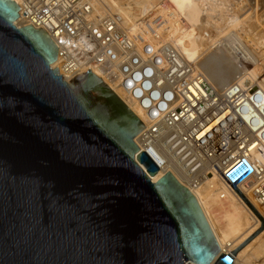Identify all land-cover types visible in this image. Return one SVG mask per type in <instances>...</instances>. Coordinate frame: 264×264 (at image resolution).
Masks as SVG:
<instances>
[{
    "label": "water",
    "instance_id": "95a60500",
    "mask_svg": "<svg viewBox=\"0 0 264 264\" xmlns=\"http://www.w3.org/2000/svg\"><path fill=\"white\" fill-rule=\"evenodd\" d=\"M18 18L0 0V264H209L219 248L194 197L136 163L157 172L134 143L144 126L89 70L63 81L54 42Z\"/></svg>",
    "mask_w": 264,
    "mask_h": 264
},
{
    "label": "bare ground",
    "instance_id": "6f19581e",
    "mask_svg": "<svg viewBox=\"0 0 264 264\" xmlns=\"http://www.w3.org/2000/svg\"><path fill=\"white\" fill-rule=\"evenodd\" d=\"M14 1L19 3V0ZM168 1L138 0L137 13L123 5L125 8H117L121 15L92 0L93 7L97 5L94 10L99 17L117 15L127 32L138 33L145 41L154 34L173 46L193 66L194 72H201L216 88L223 103L221 115L205 120L195 137L190 130L193 124L174 122L160 130L156 145H142L138 137L143 128L134 141L138 149L146 152L157 165V172L150 175L143 165L136 163L151 184L169 172L194 197L219 248L209 264H214L221 254L232 255V264H253L256 257L262 260L257 264H264V204L255 194V188L264 185V0H196L202 14L199 21L192 17L188 18L190 24L183 21L188 26L185 32L179 21L171 18L172 8L178 4L167 5ZM103 2L110 9L117 3L113 0ZM164 6L167 7L166 14L161 12ZM19 24L17 19L14 25ZM211 28L219 40L216 46V39L207 30ZM151 29L153 32H146ZM226 33L237 42L238 53H231L229 47L225 48V41L219 39ZM242 33L252 37L250 45L255 48L248 46L249 43L240 36ZM55 64L56 61L51 66ZM195 88L198 85L195 84ZM191 90L195 95L202 92L201 89ZM113 93L143 125L138 106L123 93ZM241 155L246 156V163L258 173L246 181H235L233 187L225 175L238 163ZM187 263L195 264L190 260L183 262Z\"/></svg>",
    "mask_w": 264,
    "mask_h": 264
},
{
    "label": "built area",
    "instance_id": "2783aa9c",
    "mask_svg": "<svg viewBox=\"0 0 264 264\" xmlns=\"http://www.w3.org/2000/svg\"><path fill=\"white\" fill-rule=\"evenodd\" d=\"M16 4L20 23L16 27L41 28L56 45V64L50 68H57L63 81L89 70L112 92L123 93L138 106L143 115L144 129L138 137L142 145H156L160 130L174 122L193 124L190 130L195 137L207 119L221 115L223 103L216 88L201 72H194L173 46L154 34L145 41L140 34L125 31L117 15L99 17L92 0H19ZM194 88L203 93L195 95ZM250 168L241 182L256 177L257 169ZM255 191L264 204V185Z\"/></svg>",
    "mask_w": 264,
    "mask_h": 264
},
{
    "label": "rangeland",
    "instance_id": "374dc122",
    "mask_svg": "<svg viewBox=\"0 0 264 264\" xmlns=\"http://www.w3.org/2000/svg\"><path fill=\"white\" fill-rule=\"evenodd\" d=\"M96 1H98L100 4H101V6H103L104 7V9H106V10H108V11H110V12H113V13H116V14H121L120 12H118V11H120V9L118 10L117 8H125V6H123V5H127L126 6V8H127V10H129V11H133L134 13H137L136 11H138L139 9L136 7L137 5V1L136 0H113L114 2L116 1L118 4H120L121 2V4L120 5H118L117 3H115V5H113L112 4V7H111V9L110 8H108V6H106L105 5V3L103 2L104 0H102V2L104 3H102L101 2V0H96ZM156 1V0H155ZM165 1V0H164ZM188 1V0H187ZM186 0L184 1V0H169L168 1V3H167V5L169 4H174V3H177L178 4V7H173L172 8V11H171V13L170 14H172V17L171 18H175V19H177L178 21H179V24H180V27H181V29L185 32V31H187V28H188V26H187V24H185V23H188V24H190V23H192L191 21H190V19H188V18H191V19H193L194 18V20L195 21H199V18H200V16H201V9L199 8V6H196V5H199L197 2H196V0H189L188 2H187ZM125 3V4H124ZM127 3V4H126ZM129 3V4H128ZM117 4V5H116ZM135 4V5H134ZM181 4V5H180ZM191 4V5H190ZM194 4V5H193ZM184 5V6H183ZM188 5H190V6H188ZM113 6H118V7H113ZM122 6V7H121ZM185 6H187V8H188V10H187V8L185 7ZM94 7H96L97 8V5L95 6L94 5ZM129 7V8H128ZM192 7H193V9H192ZM195 7V8H194ZM198 7V8H197ZM95 8V9H96ZM114 8V9H113ZM112 9H113V11H112ZM131 9V10H130ZM136 9V10H135ZM165 9V10H164ZM196 9V10H195ZM115 10V11H114ZM118 10V11H117ZM194 13H193V12ZM106 11H104V12H101V14H103V13H105ZM162 13H164V14H166V12H167V7H163V10L161 11ZM184 12V13H183ZM196 12V13H195ZM199 12V13H198ZM109 13V12H108ZM97 14H99V13H97ZM101 14H99V15H101ZM192 14V15H191ZM196 14V15H195ZM122 15V14H121ZM187 15H188V17H187ZM190 15V16H189ZM182 16V17H181ZM186 16V17H185ZM197 16V17H196ZM178 17V18H177ZM186 18V19H185ZM181 19V20H180ZM182 21V22H181ZM185 23H184V22ZM183 25H182V24ZM200 23H203V22H200ZM122 24H123V22H122ZM184 26V27H183ZM186 26V27H185ZM123 27H124V29L126 30V31H128L126 28H125V26H124V24H123ZM183 28H186V29H183ZM189 30V29H188ZM205 30V29H204ZM208 30V33L209 34H211V36H213V39L215 40L216 39V41H215V44H214V46H216L218 43V39L217 38H215V35H216V33H215V31L211 28V29H207ZM211 30V31H210ZM213 30V31H212ZM193 33H195V32H193ZM213 33V34H212ZM228 33V32H227ZM227 33L226 34H223L221 37L219 36V39H221L222 41L224 40L225 42H224V45H225V48H226V46H227V48L229 47L230 48V52L231 53H233V54H235L239 49H238V47L236 46V43L237 42H234L232 39H230V38H228V37H230V36H228L227 35ZM243 34V33H242ZM242 34H240V36L241 37H243V39L247 42V43H249L248 44V46L250 47V48H255V47H253L252 45H250L251 44V42H252V37H249L250 35H247V36H245L244 34H243V36H242ZM217 36V35H216ZM227 36V37H226ZM223 38V39H222ZM248 38V39H247ZM250 38H251V40H250ZM241 40V39H240ZM250 40V41H249ZM242 41V40H241ZM247 47V46H246ZM245 50H247L246 48H244ZM249 49V48H248ZM239 52V51H238ZM237 52V53H238ZM198 54H200V51L198 52ZM195 55V54H194ZM201 57V56H200ZM199 57V58H200ZM257 235V233L255 234V235H253V236H251V239L250 240H252L255 236ZM253 259V258H252ZM259 258H254L253 260H252V263L253 264H257V263H261L262 262V260L260 261V260H258ZM257 260V261H256Z\"/></svg>",
    "mask_w": 264,
    "mask_h": 264
}]
</instances>
